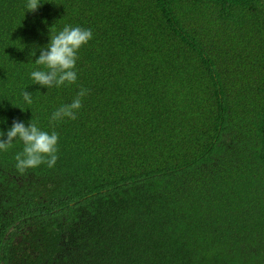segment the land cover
I'll return each instance as SVG.
<instances>
[{
	"label": "trees",
	"instance_id": "1",
	"mask_svg": "<svg viewBox=\"0 0 264 264\" xmlns=\"http://www.w3.org/2000/svg\"><path fill=\"white\" fill-rule=\"evenodd\" d=\"M39 2L0 0V131H55L57 159L0 151V264H264V0ZM64 24L92 38L45 89Z\"/></svg>",
	"mask_w": 264,
	"mask_h": 264
},
{
	"label": "clouds",
	"instance_id": "2",
	"mask_svg": "<svg viewBox=\"0 0 264 264\" xmlns=\"http://www.w3.org/2000/svg\"><path fill=\"white\" fill-rule=\"evenodd\" d=\"M39 4V0H25L24 8L34 11ZM91 38V29L69 24H64L50 38L48 35L46 46L39 49V55L33 61L42 68H34L29 72L31 81L45 89L73 83L76 80L74 68L77 50ZM85 94L86 90L81 88L70 103L57 107L50 114V122L59 121L65 117L74 119L76 110L81 106V97ZM20 98L24 105L32 104L30 92L22 90ZM2 122L0 120V123ZM0 137H3L0 139V151L9 148L14 140L22 142V149L15 154L14 158V167L19 173L42 163L49 168L55 164L57 159V133L55 131H44L36 123L25 124L23 121L13 120L10 127L0 131Z\"/></svg>",
	"mask_w": 264,
	"mask_h": 264
}]
</instances>
